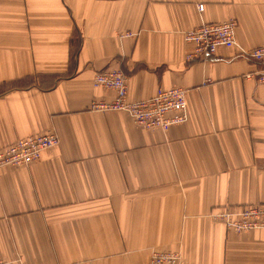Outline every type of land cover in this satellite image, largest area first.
Here are the masks:
<instances>
[{
    "label": "crops",
    "instance_id": "crops-1",
    "mask_svg": "<svg viewBox=\"0 0 264 264\" xmlns=\"http://www.w3.org/2000/svg\"><path fill=\"white\" fill-rule=\"evenodd\" d=\"M228 19L236 48L185 60L186 31ZM260 46L264 0H0V147L59 141L0 169V260L147 264L159 250L264 264V227L235 233L216 218L264 207L262 66L243 54ZM106 67L125 74L129 102L184 89L185 122L147 130L91 110L114 98L92 86Z\"/></svg>",
    "mask_w": 264,
    "mask_h": 264
},
{
    "label": "built area",
    "instance_id": "built-area-1",
    "mask_svg": "<svg viewBox=\"0 0 264 264\" xmlns=\"http://www.w3.org/2000/svg\"><path fill=\"white\" fill-rule=\"evenodd\" d=\"M233 27V22L227 20L221 23L202 24L187 31L184 40L193 47L187 59L192 60L202 55H212L219 47H232L234 45ZM251 56L264 63V47L253 49ZM263 79L264 76L261 81ZM93 86L109 89L115 93L111 104L102 105L105 108L103 110L124 111L139 126L164 130L170 125L182 123L186 119L184 92L179 88L158 90L150 99L127 103L125 77L120 71L114 69L97 73L93 79ZM46 142L50 147L55 143V140L51 135H37L36 139L22 143L20 146L11 149L10 152L8 150L4 157L6 161L14 164L27 162L38 157L39 152L47 147ZM29 149L33 150L32 157H29ZM228 226L232 231L238 233L263 228L264 207L254 205L241 209L240 213L228 222ZM173 257L170 254L158 253L154 255L152 263L177 264V262H169ZM154 258L159 262L156 263Z\"/></svg>",
    "mask_w": 264,
    "mask_h": 264
},
{
    "label": "rangeland",
    "instance_id": "rangeland-1",
    "mask_svg": "<svg viewBox=\"0 0 264 264\" xmlns=\"http://www.w3.org/2000/svg\"><path fill=\"white\" fill-rule=\"evenodd\" d=\"M200 7H201V9H200ZM197 9H198V11L199 12H202L203 11V5H198L197 6ZM228 20H230V21H232L233 22V25H234V27H233V32H234V45L232 46V47H219V48H217L216 49V51L214 52V54H212V55H202V56H200V57H198V58H195V59H192V60H189V59H187V56L191 53V51H192V49H193V47L191 48V51L186 55V57H185V60L186 61H197V60H202V59H206V58H209V57H211V56H214L215 54H216V52H217V50L218 49H221V48H225V49H234V48H236V41H235V29H236V21L234 20V19H228ZM225 21H227V20H225ZM221 22H224V21H221ZM221 22H208V23H206V22H204V23H202V24H211V23H221ZM202 24H200V25H202ZM199 25V26H200ZM198 27V26H197ZM196 28V27H195ZM195 28H193V29H195ZM190 30H192V29H190ZM190 30H188V31H190ZM187 32V31H186ZM185 32V33H186ZM185 33H184V36H185ZM188 44V43H187ZM189 45H191V44H189ZM192 46V45H191ZM260 47H264V46H260ZM255 48H257V47H255ZM255 48H252L251 50H249V51H247V52H243V54L244 55H246V57H248L251 61H253V62H255V63H257V64H260V66H262V70L259 72V75H258V77H257V81L258 82H264V79H263V81H261V78L264 76V63H262V62H259V61H257V60H255L252 56H251V52H252V50L253 49H255ZM110 69H114V70H118V71H120L121 73H122V75L125 77V81H126V76H125V74L120 70V69H117V68H112V67H106V68H104V69H102V70H100V71H97L95 74H94V76L97 74V73H99V72H103V71H106V70H110ZM94 76H93V79H94ZM252 76V75H251ZM92 86H93V80H92ZM94 87V86H93ZM94 88H101V87H94ZM173 88H178V87H173ZM173 88H169V89H173ZM101 89H105V88H101ZM169 89H163V88H158L157 90H156V92L154 93V95L157 93V91L158 90H169ZM179 89H181V90H183V92H184V97H185V91H184V89H182V88H179ZM105 90H109V89H105ZM109 91H112V90H109ZM113 92V91H112ZM114 93V92H113ZM154 95H152L151 97H149V98H147V99H150V98H152ZM114 97H115V93H114ZM147 99H144V100H147ZM113 100H114V98H113ZM112 100V101H113ZM144 100H140V101H144ZM111 101V102H112ZM126 101H127V103H135V102H140V101H135V102H129L128 100H127V86H126ZM111 102H109V103H103V102H99V103H92L91 105H90V109L91 110H94V111H102V112H106V111H116V112H122V113H125L126 115H128L126 112H124V111H118V110H103V109H105L104 107H102V105L103 104H111ZM185 106H186V103H185ZM128 117L131 119V117L128 115ZM132 120V119H131ZM186 120V119H185ZM132 122H133V120H132ZM185 122V121H184ZM184 122H182V123H184ZM134 123V122H133ZM182 123H177V124H172V125H178V124H182ZM135 124V123H134ZM137 125V124H136ZM172 125H170V126H172ZM137 126H139V125H137ZM169 126V127H170ZM139 127H142V128H144V129H147V130H152V129H150V128H147V127H143V126H139ZM168 127V128H169ZM168 128L167 129H159V130H163V131H166V130H168ZM42 134H45L46 136L47 135H51V136H53V139L55 140V143L52 145V146H48V142H46V144H47V147L45 148V149H43V150H41L40 152H39V155H38V157L37 158H35V159H30L29 161H27V162H22V163H20V164H14V163H11V162H8V161H6V159H5V157H4V155H5V153L9 150V152L11 151V149H13V148H15V147H18V146H20L22 143H25V142H27V141H29V140H34V139H36V137H37V135H42ZM58 143H59V141H58V137L56 136V134H54V133H40V134H34V135H30V136H26V137H22V138H19V139H16V140H14V141H12L11 143H9V144H7V145H4V146H1L0 147V169H3V168H6V167H12V168H19V167H28V166H30V165H32L33 163H35V162H37L38 160H39V158H40V154L43 152V151H45V150H48V149H52V148H54V147H56L57 145H58ZM28 153H29V157H32L33 156V150L32 149H29V151H28ZM250 206H254L253 204L252 205H242V206H239L238 207V211H237V213L236 214H233V213H230V209H229V207H227L226 209H224V211H220L221 213L220 214H218V216L216 217V218H222V222L224 223V226H225V228L228 230V231H232L230 228H229V226H228V222L230 221V220H232V219H234L237 215H238V213H240V210L241 209H245V208H247V207H250ZM229 210V211H228ZM215 215V214H214ZM214 215H213V217H214ZM253 230H255V229H253ZM250 231H252V230H250ZM250 231H247V232H250ZM234 232V231H233ZM235 233H238V232H235ZM239 233H246V232H239ZM158 253H165V254H170V255H172V256H174L169 262H177V264H182V258H181V255H180V253H178V252H171V251H159V250H153L151 253H150V256H149V259H148V263L147 264H153L152 263V259H153V257H154V255H156V254H158ZM154 261L157 263V262H159V261H156L155 260V258H154ZM0 264H8V262H5V261H3V260H0ZM157 264H168V263H157ZM169 264H174V263H169Z\"/></svg>",
    "mask_w": 264,
    "mask_h": 264
}]
</instances>
